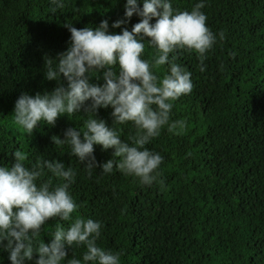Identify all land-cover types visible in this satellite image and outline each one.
I'll return each instance as SVG.
<instances>
[{"label":"trees","instance_id":"16d2710c","mask_svg":"<svg viewBox=\"0 0 264 264\" xmlns=\"http://www.w3.org/2000/svg\"><path fill=\"white\" fill-rule=\"evenodd\" d=\"M125 2L64 0L62 9L52 11L51 0H0V166L10 167L18 150L29 167L43 159L72 167L76 176L69 191L79 205L73 216L99 220L96 242L119 252L121 264H264V0H205L206 24L224 39L218 37L208 52L203 72L195 52H177V62L192 73L193 88L173 102L170 123H187L165 125L147 145L164 157L163 186L141 184L116 168L101 174L96 167L89 175L68 145L55 143L54 136L63 139L69 127L83 130L89 117L83 109L59 116L54 126L38 125L30 135L14 123L21 92L66 86L63 78L58 83L44 77L45 58L55 59L69 47L66 26L96 27L106 19L109 32L131 30L141 19L135 14L121 27L111 26L124 19ZM197 2L172 0V6L190 11ZM154 52L145 41L144 58ZM167 67L153 70L162 77ZM89 82L102 84L103 70ZM111 111L96 114L109 127ZM115 127L126 141L137 132L132 122ZM94 155L98 164L119 159L99 145ZM50 176L45 169L41 179ZM56 225L50 219L37 239L50 243ZM85 250L67 248V258H82ZM8 256L0 250V264H11ZM37 257L34 252L25 264H35Z\"/></svg>","mask_w":264,"mask_h":264},{"label":"clouds","instance_id":"9594fccd","mask_svg":"<svg viewBox=\"0 0 264 264\" xmlns=\"http://www.w3.org/2000/svg\"><path fill=\"white\" fill-rule=\"evenodd\" d=\"M52 11L62 9L64 0H51ZM142 5V6H141ZM205 0H198L190 11L173 8L172 0H126L124 19L112 23L121 27L135 14L141 19L131 30L124 27L119 33L109 32V22L100 21L96 27H68L69 47L55 59L45 58L44 77L59 84L50 93L30 95L21 92L15 101L14 123L30 135L38 125L54 126L59 116L80 113L89 117L83 130L69 127L64 138L55 143L68 145L71 155L84 165L89 175L99 167L101 174L116 168L151 186L159 182L164 157L147 147L160 135L162 127L186 126V120L170 123L173 102L193 88L192 73L177 62L178 50L193 51L200 61V71L208 52L224 33H214L206 24L202 9ZM155 18L154 23L150 21ZM145 37L148 39L145 40ZM145 41L155 48L150 58H144ZM171 54V55H170ZM167 65V73L158 76L153 69ZM103 70V83L89 82V77ZM86 102H89L86 104ZM111 108L113 124L97 118L99 109ZM127 122L137 129L134 136L123 140L115 125ZM131 141V143H129ZM113 149V157L98 164L94 146ZM15 162L0 166V250L9 253L11 264H25L38 253L35 264H121L119 252L100 247L102 223L99 220L74 217L79 205L69 189L76 173L59 160L43 159L26 166V155L14 151ZM51 176L44 180V170ZM52 177L58 183H52ZM56 220L50 243L38 240L43 226ZM63 222H67V226ZM6 242V243H5ZM85 247L82 258H67V248Z\"/></svg>","mask_w":264,"mask_h":264}]
</instances>
